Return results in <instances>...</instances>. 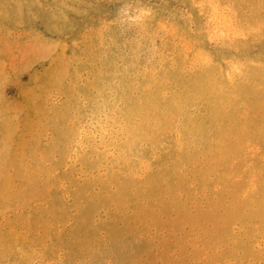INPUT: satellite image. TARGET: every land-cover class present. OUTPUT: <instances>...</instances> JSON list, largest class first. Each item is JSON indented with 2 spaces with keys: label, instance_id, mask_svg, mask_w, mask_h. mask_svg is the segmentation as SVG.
Segmentation results:
<instances>
[{
  "label": "rangeland",
  "instance_id": "rangeland-1",
  "mask_svg": "<svg viewBox=\"0 0 264 264\" xmlns=\"http://www.w3.org/2000/svg\"><path fill=\"white\" fill-rule=\"evenodd\" d=\"M221 1L263 64L264 2ZM200 2L212 0H0V264H264V217L250 201L252 183L264 194V139L221 156L182 133L194 154L182 164L181 145L169 152L153 129L127 146L134 126L153 122L128 121L140 88L171 98L172 74L187 81L202 48L219 52L217 40L199 41ZM237 112L261 124L264 97ZM183 115L215 128L203 104ZM164 158L173 183L148 184Z\"/></svg>",
  "mask_w": 264,
  "mask_h": 264
},
{
  "label": "bare ground",
  "instance_id": "bare-ground-1",
  "mask_svg": "<svg viewBox=\"0 0 264 264\" xmlns=\"http://www.w3.org/2000/svg\"><path fill=\"white\" fill-rule=\"evenodd\" d=\"M262 1L264 2V0ZM223 6V1L221 0H212L208 6L200 2V5L197 6L200 10H198L199 16L196 19V24L200 26L205 24V26L203 25L205 30L198 32L199 41L201 42L204 39L205 41L208 39L217 40L221 44L219 52H210L209 54L202 48L200 55L206 56V62L202 67L194 70L187 81L181 75L177 78L178 74H180L179 71L176 75L172 74L173 78L177 79L178 90L175 96L163 98L160 96L161 87L158 84H144L140 88L142 90L141 97L139 99H131L128 103L126 109L128 121L143 113L153 118V122L151 124L145 123L142 129L134 126L129 131L131 135L129 134L128 147H133L136 142L144 140L145 134L141 130L153 129L157 138L166 136L164 145L168 147L169 152L174 145V147L177 144L181 145L179 158L182 164L185 161L193 160L194 156L191 153L185 155L182 133L189 142L209 140L211 147L216 148L221 156L239 154L241 150L250 146L249 143H260L264 139V121L261 124L254 123L245 126L244 121L240 118V113L237 112L238 104L244 100L249 98L259 100L264 97V63L256 66L258 56L249 49L247 40H244V33L237 26L236 14ZM200 22L204 23L201 24ZM260 31L258 30V32ZM254 47L256 48V53H264V45L259 46L256 44ZM235 54L238 56L245 54L249 62L246 68L242 65L241 59L234 57ZM254 62L255 65L253 66ZM250 75L255 79V84L251 87L248 86V80L245 81ZM200 104L205 105L207 108L209 125L215 127L211 132L205 122H198L190 116L183 115L185 106L196 107ZM180 120L182 121L180 122ZM177 122L180 124L178 127L176 126ZM176 133L179 139H176ZM168 160L164 158L161 170L157 174L148 176V184L156 185L163 178H166L170 184L173 183L172 176L174 175L175 166L169 165ZM250 195L252 196L250 201L257 206L255 211L252 212V216L256 218L264 217V210L261 206L264 194L258 181H256V184L252 183ZM242 209H244V203L239 202L235 208L236 211L232 212V217L229 220L241 216ZM182 253L184 252L182 251Z\"/></svg>",
  "mask_w": 264,
  "mask_h": 264
}]
</instances>
